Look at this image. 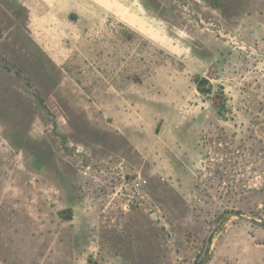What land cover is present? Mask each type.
<instances>
[{
  "label": "rangeland",
  "instance_id": "374dc122",
  "mask_svg": "<svg viewBox=\"0 0 264 264\" xmlns=\"http://www.w3.org/2000/svg\"><path fill=\"white\" fill-rule=\"evenodd\" d=\"M262 221L264 0H0V264H264Z\"/></svg>",
  "mask_w": 264,
  "mask_h": 264
},
{
  "label": "water",
  "instance_id": "95a60500",
  "mask_svg": "<svg viewBox=\"0 0 264 264\" xmlns=\"http://www.w3.org/2000/svg\"><path fill=\"white\" fill-rule=\"evenodd\" d=\"M240 216L245 217V216L242 215V214H241ZM261 223L264 224V221H262ZM204 263H205V262H203V263H201V264H204Z\"/></svg>",
  "mask_w": 264,
  "mask_h": 264
}]
</instances>
